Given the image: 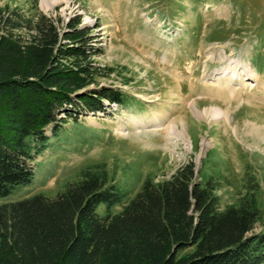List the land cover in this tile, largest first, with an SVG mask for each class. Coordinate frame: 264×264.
Returning a JSON list of instances; mask_svg holds the SVG:
<instances>
[{
    "label": "trees",
    "instance_id": "trees-1",
    "mask_svg": "<svg viewBox=\"0 0 264 264\" xmlns=\"http://www.w3.org/2000/svg\"><path fill=\"white\" fill-rule=\"evenodd\" d=\"M62 24L36 3L0 5V198L32 183L36 158L69 119L131 98L99 84L110 74L98 66L100 49L81 20ZM118 173L95 162L55 198L0 205V264H264L256 175L248 173L245 190L222 209V174L205 180L194 162L168 180L148 176L133 198L119 190Z\"/></svg>",
    "mask_w": 264,
    "mask_h": 264
},
{
    "label": "rangeland",
    "instance_id": "rangeland-1",
    "mask_svg": "<svg viewBox=\"0 0 264 264\" xmlns=\"http://www.w3.org/2000/svg\"><path fill=\"white\" fill-rule=\"evenodd\" d=\"M49 1L48 9L42 0L0 5L29 9L36 3L61 19L62 29L81 20L100 49L98 66L110 74L99 84L131 98L124 107L79 114L78 123L69 119L53 136L49 126V148L31 163L32 183L16 187L0 205L35 195L55 198L95 162L117 168L119 190L133 198L148 176L168 180L194 162L205 180L222 174V209L245 190L248 173L261 184L264 206V0ZM213 109L228 119L213 120ZM175 123L186 130L188 143L171 134ZM98 213L104 215V204ZM262 228L258 224L254 232Z\"/></svg>",
    "mask_w": 264,
    "mask_h": 264
},
{
    "label": "bare ground",
    "instance_id": "bare-ground-1",
    "mask_svg": "<svg viewBox=\"0 0 264 264\" xmlns=\"http://www.w3.org/2000/svg\"><path fill=\"white\" fill-rule=\"evenodd\" d=\"M42 5H43L44 8H47V9H48V8H50V7L53 6V2H50L49 0H42ZM245 74H247L246 76H248L250 79L253 78V81H255V80H254L255 75L253 76V74L251 73V71H250L249 69H246ZM231 78L233 79V77H231ZM250 79H249V80H250ZM256 81H258V80H256ZM220 86H221V88H223V89H226V88L229 87L228 84H227V85H226V84H223V85H220ZM251 86H252V88H254V87H256L257 85H255V84L253 83ZM229 88H231V87H229ZM229 88H228V90H230ZM228 90H227V91H228ZM231 91H232L231 95L234 96V93H236V92H235L234 90H231ZM229 96H230V95H229ZM234 97H235V96H234ZM235 98H236V97H235ZM227 99H228V98H227ZM213 110H214V112H215L214 116L212 117L213 120L228 119V118H227V116H228L227 113L224 112L223 110H219V109H213ZM208 114H209V112H208V110H207V112L205 111L204 114H201V116H203V115H208ZM170 132H171V134H173V135H177V136L183 138V140H185L184 133L186 132V130H183V131H182L177 123H175V124L170 128ZM185 142L188 143L187 140H185Z\"/></svg>",
    "mask_w": 264,
    "mask_h": 264
}]
</instances>
